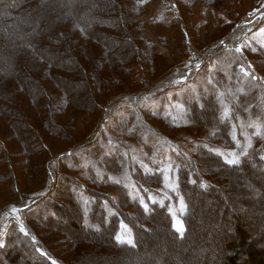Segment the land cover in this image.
<instances>
[{"label": "trees", "instance_id": "16d2710c", "mask_svg": "<svg viewBox=\"0 0 264 264\" xmlns=\"http://www.w3.org/2000/svg\"><path fill=\"white\" fill-rule=\"evenodd\" d=\"M209 1L214 4V7L216 5L217 10L221 5H224L222 0ZM22 2L23 5L26 4V1ZM122 3L127 8V26L129 27H132L131 14L134 15L137 12V18L140 20L139 16L147 12V5L144 0H132L131 3L135 7L129 6L127 0H123ZM11 11H7L8 17H4L0 13V53L9 50L13 57L12 61L8 63L6 57H0V72L5 70L8 76H12L10 81H16L18 87L17 89L13 87L14 92L0 91V119L8 116L6 123L9 124L12 133L3 136V138L6 142L7 140L10 142L18 141L19 146L23 147L24 155L18 146H15L13 150L8 149L5 140L0 137V168L4 171L6 166L7 179L12 178L15 184L13 188L16 189L20 183V177L31 175L34 167H37V170L45 168L48 173V165L54 158L51 148L53 143L50 140L65 141L68 139L67 132L73 130L76 115L81 117L84 115L76 107L68 106L69 101L66 102L57 92L55 86L63 80H69L68 75L60 73L65 71L63 64L68 63L73 68L75 67L74 72H78L80 68L86 72L85 69L87 68L84 61L72 55L76 52L73 51L71 54L70 50L66 48V43L62 39L63 31H57L53 36L47 31L46 25L41 28H33L32 25L29 26L28 24L27 28L24 29L16 24L18 19L14 17ZM81 20L84 19L81 18ZM174 20L177 21L176 25H178L177 17ZM6 21L8 26L4 27ZM153 22L154 24H163L160 20ZM25 23L28 22L25 20ZM261 23H264V18ZM103 24L105 27L108 25L107 21ZM11 26L13 27L12 32H10ZM80 30H82L81 25ZM183 30L185 33L187 30L185 26ZM111 36H108L109 41L115 42ZM77 42H81V39L78 38ZM143 44L146 47L140 46V54H142L140 60L143 58L145 60L148 57L147 46L151 51L154 45L148 40H143ZM251 46L246 49L261 54L264 58V48L261 46L256 48L257 45ZM211 53L210 61H205L202 68L207 72L211 71V75L217 77L216 81L208 79L206 76L208 73L205 71V74L201 75L200 71L194 79L198 82L199 89L197 87L184 89H179V86L176 88L169 87L172 89L173 99H170V102L166 100L164 107L157 106L153 102L145 103L142 101L143 99L135 100L134 105L143 102L141 106L137 107L139 113L124 107L123 103L116 105L113 100V105L108 106L109 111L107 113L109 114L105 127L116 132L118 136L102 131L104 134L102 137L100 131L99 137L103 141L99 144L98 139L94 138V142L89 143L91 150H83L82 158L66 152L60 155L63 159L73 163L66 164V167L70 169L72 166V168L78 169L80 176L88 183L86 189L81 188L73 181L64 186L65 189L73 186L75 193L71 196V200L74 209L78 212L77 215L70 218L73 221L69 225H72L71 227L74 229L79 224L84 232L91 234L90 236H79V241L76 242L79 249H82L85 243L97 246L96 241L98 240H93V235H102L103 237L107 236L106 239L112 248L121 252V255H108L107 257L109 260L115 259L118 263L123 260L125 262L129 260L130 263L132 260H136L134 257L148 256L147 262L149 264H169L171 261L172 264H264V220L261 227L262 233L259 232L263 239L261 243H258L259 236L256 233H251L253 230L257 231L256 220H254V216L244 215V211L248 209L244 205V200H240L237 211H233L228 206L220 212V221L218 217V221L210 220L208 222V225H211L213 229L209 236L202 238L196 236L195 221L197 218L201 220V223L197 225L202 230L205 225L202 220H206L204 217L206 214L197 215L198 205H203L207 210L209 205L213 203L210 201L205 205L201 195L212 194L221 197L223 193L222 188L215 183L213 178H209V174L212 172L208 167L211 168L215 165L216 173L224 171L225 174L237 176L233 178H238L244 171H246L244 176L249 177L252 175L249 168L255 169V172L257 171L264 176V143L258 147L250 146L236 164L227 163L216 151L209 148L219 145L235 149L236 139L232 135V131L238 124L241 127L244 126L238 122L239 118L256 124H259L258 121L264 118V112L259 110L261 107L257 106L261 100L257 95H253L254 89L258 87V74L255 69L248 66V59L242 53L235 54L234 59L224 54L223 51L214 50ZM20 54L28 55L25 60H22L23 62L19 59ZM212 57L213 59H211ZM57 59H60L59 62ZM152 60V65L155 67L157 62L153 58ZM223 62L228 64L226 70L214 71L217 69V65L220 69ZM1 64H5L6 69L4 68L5 65L1 66ZM39 69L47 73L46 75L41 74V77L48 79L45 80V85L50 90L49 92L43 84L44 80L41 79V81L36 78L40 74ZM73 78L76 79L74 76ZM198 78L205 79L207 87L202 85ZM196 81L189 83L195 84ZM74 82L85 83L82 80H74ZM61 83L63 84V82ZM166 84L167 82L163 85L166 86ZM69 87L71 88V86ZM226 87H229L232 92L226 91ZM96 90V97L93 101L101 108V104L96 99L99 98L100 100L101 93L98 92L99 88ZM119 94L124 95L125 92ZM234 95H238L239 99L243 101H236L232 97ZM58 97L60 98L57 99ZM164 98L165 96L161 99ZM52 100L55 102L53 109L49 108V102ZM249 100L255 101L252 104L247 102L246 105L244 101ZM172 101L178 103L179 106L177 119L173 116L175 109L171 106ZM45 103L48 107L46 108L47 111L41 107ZM204 104L209 106L205 111ZM202 115L207 117L210 115L213 123H216L219 130L212 134V140L215 139L218 144L201 140L205 144H200L198 149L192 153L181 150L175 137L161 132L147 118L150 116L160 118L169 129H173L187 126V124L189 126L190 122L195 121L196 123ZM30 154L35 158L31 156L29 159ZM22 156L26 157L24 161L16 160L17 162H13L12 157L19 159ZM98 161L101 162V165ZM12 167L14 168L12 169ZM213 174H211L212 177ZM166 176L167 181L165 180ZM25 180H22V185ZM249 182L255 185L252 181ZM168 184H175L177 186L176 191L169 188ZM103 186L117 187L120 196L115 195L111 190H105L106 188L102 190L101 187ZM181 199L183 207L181 206ZM141 200L149 206V211H145ZM153 200H163L164 207H160L159 203L153 204ZM106 203H109L113 208ZM65 207L58 209L60 212H64ZM110 208L111 210H109ZM170 210L180 216L183 224L182 232H178L174 226L173 214ZM106 216L108 220L103 224L105 228L101 229L100 221L102 222ZM52 219L54 224L58 225L56 215ZM76 228L74 231L77 230ZM104 230L106 232H103ZM158 231H162L165 238L162 239L161 244L156 243V252L151 250V254L147 255L143 252L144 248L141 250L140 247H148V243L153 239H155L153 242L158 241V238H155ZM15 232L13 228L11 234L17 235L25 243L21 244V241L14 239L13 235L12 239L11 237L8 239V242L15 241L21 251L23 249L26 256L34 257L39 264H54L49 261L46 254L42 257L33 249L34 245L31 240L23 239L19 233ZM186 241L191 243L188 247L180 246L175 251L169 250L172 243L179 246ZM104 243L107 241L105 240ZM4 249L1 248V251ZM45 249L56 259L55 264H76L74 261L65 263L46 247ZM188 254L193 258L191 261L185 258ZM16 255L18 257V254ZM79 258L81 256L77 254V259ZM16 259V256H12L9 262H15Z\"/></svg>", "mask_w": 264, "mask_h": 264}, {"label": "rangeland", "instance_id": "374dc122", "mask_svg": "<svg viewBox=\"0 0 264 264\" xmlns=\"http://www.w3.org/2000/svg\"><path fill=\"white\" fill-rule=\"evenodd\" d=\"M22 1H26V4L23 5ZM131 1L127 0L129 6L135 7ZM144 1L147 5V12L139 16L140 20L137 18V12L134 15L131 14L132 27H129L127 26V8L123 5V0H0V13L4 17H8L9 13L7 11L12 10L14 17L18 19L16 24L24 29L27 28L28 24L29 26L32 25L33 28H41L46 25L47 31L53 36L57 31H63L62 39L66 43V48L70 50L71 54L73 51L76 52L72 55L84 61L87 68L85 69L86 72L82 68L78 72H74L75 67L73 68L70 64L64 63L65 71L60 72L63 75H68L69 80H63L61 81L63 84L60 82L55 86L59 96L65 99L66 102L69 101L68 106L76 107L84 115L82 117L76 115L73 130L69 131L67 129L68 139L65 141L50 140L53 143L51 148L54 158L48 165V173L45 168L37 170V167H34L31 175L20 177L18 188L15 189L13 188L15 184L12 178L7 179L6 166L4 171L0 168V264H39L34 257L26 256L23 249L21 251L15 241L8 242L10 237L12 239V235L14 239L21 241L17 235L11 234L13 228L23 239L32 241L33 249L40 256L44 257L46 254L49 261L54 264L56 259L47 252L45 247L65 263L74 261L76 264L78 262L79 264H126V262L127 264L133 262L134 264H149L147 262L148 256L134 257L136 260H132L130 263L129 260L126 262L123 260L120 263L116 262L115 259L109 260L108 255L117 256L121 255V252L109 245L106 239L107 236L93 235L94 238L92 239L98 240L96 241L97 246L85 243L82 249H79L76 243L79 241V236H90L91 234L84 232L79 224H77V228L75 227L77 229L75 231V228L73 229L72 225H69L73 221L70 218L77 215L78 212L74 209L71 200V196L75 193L73 186L69 189H65L64 186L73 181L81 188L86 189L88 183L80 176L78 169H74L72 166L70 169L67 168L66 164L73 163L63 159L60 155L66 152L81 157L83 150H91L89 143L94 142V138L98 139L99 144L103 141L99 137L100 131L118 136L116 132L105 127L109 114L107 113L109 111L108 106L110 107L113 100L116 105L123 103L124 107L131 108L138 113L137 107L141 106L143 102L134 105L135 100L143 99L142 101H145V103L153 102L157 106L164 107L166 100L170 102V99H173L172 89H169V87L176 88L179 86V89L186 87L198 88V82L194 79L200 71L201 75L208 73L206 75L208 79L217 80L215 75H211V71L207 72L202 67L205 61H210L211 52L218 50L223 51L231 59H234L235 54L238 55V53H242L248 59V66L255 69L258 74V87L254 89L253 95H257L261 100L257 103V106L261 107L259 110L264 112V58L261 54L246 49L251 45H257L256 48L258 46L264 48V23H261L264 18V0H222L224 5L219 7L220 10H217L216 5L214 7V4L209 0ZM176 17L178 25H176V20L173 21ZM81 18L84 20L82 21ZM25 20L28 23H25ZM158 20L163 24H154L153 21ZM106 21L107 27L103 24ZM78 24L82 26V30H80ZM143 25L144 27H142ZM6 26H8L7 21L4 23V27ZM184 26L187 29L185 33ZM12 28L11 26L10 32L13 31ZM105 32L107 34H104ZM108 36L113 37L115 42L109 41ZM78 38L81 39V42H77ZM143 40L151 41L154 45L152 44V52L147 46L149 55L145 60L144 58L140 60V56L142 57L140 46L146 47ZM27 56V54H20V61L25 60ZM0 57H6L7 63L11 62L13 58L9 50L2 51ZM152 58L157 62L155 67L152 65ZM59 60L57 59V62ZM144 63L146 64L144 65ZM3 65L1 64V66ZM143 65L145 69L142 67ZM227 67L228 64L223 62L220 69L217 65V69H214V71H225ZM39 71L40 74L36 78L41 80V74L46 75L47 73L41 69ZM50 72H53V70H50ZM11 79L12 76H8L5 70L0 72L1 92L2 90L3 92H14L13 87L17 89V82L10 81ZM198 79L202 85L204 84L207 87L205 79ZM42 80H44L43 84L45 85V80L48 79L45 77ZM74 80H82L86 84L76 83ZM190 81H196V83H189ZM166 82L167 84L164 86L163 84ZM97 88H99L98 92L101 93V97L100 100L99 98L96 99L101 104V108L93 101L96 97ZM47 90L50 91L48 88ZM226 91L232 92L229 87H226ZM121 92H125V94L120 95ZM91 95H93V98H91ZM70 96L71 99H69ZM164 96L165 98L161 99ZM232 97L236 101H243L239 99L238 95ZM245 100H247L246 97ZM254 101L244 102L247 105V102L252 104ZM54 103L53 100L49 102V108L53 109ZM171 104L175 109L173 116L177 119L178 103L172 101ZM203 106L204 111L209 107L208 104ZM41 107L45 110L48 108L46 103L42 104ZM204 116L206 115L198 118L196 123L195 121L190 122L189 126L187 124V126L173 129H169L160 118L151 116L147 118L161 132L163 131L167 135L175 137L181 150L192 153L198 149L200 144H205L201 140L218 144L215 139V141L212 140V134L219 129L216 123H213L214 121L210 115L209 117ZM7 117L0 119L1 138L12 133L9 124L6 123ZM238 122L244 126L241 127L238 124L232 131V135L236 139L235 149L219 145L208 146L225 161L237 159L239 162L250 146L258 147L264 143V118L258 121L259 124L251 121L246 122L244 118H239ZM103 135L102 132V137ZM6 144L7 148L9 147L8 149L11 150L18 146L22 150V155H24L23 147L19 146L18 141L13 140L10 142V140H7ZM31 156L33 155L30 154L29 159ZM25 158V156L19 159L12 157V160L15 163L16 160L24 161ZM33 158L35 157L33 156ZM98 162L101 165V162ZM214 167L215 165L211 168L208 167L212 172L209 174V178H213L215 183L222 188L224 198L212 194L201 195L205 205L210 201L213 203L209 205L208 211L203 205H198L197 215L206 214L204 215L206 220H202L205 223L202 230L197 225L201 223V220L197 218L195 221L196 236L200 238L209 236L213 229L211 225H208V222L210 220L218 221V217L220 221V212L228 206L233 211H237L240 200H244V205L248 208L244 211V215L254 216L253 218L256 220L255 227L257 231L253 230L251 233H256L259 236L257 242L261 243L263 236L259 232L262 233L261 227L264 220V176L257 171L255 172V169L251 170L249 168L253 175H249L250 178L247 175L244 176L246 171L241 173L238 178H233L237 176L225 174L224 171L216 173ZM211 174H213V177ZM23 179L26 180L22 185ZM247 179H250L249 181H252L255 185ZM104 186L101 187L102 190L106 188L105 190H111L115 195L120 196L117 187ZM60 207L66 208L64 212L59 211L58 208ZM110 207L113 208L111 205ZM172 214L176 229L182 227L183 230L180 216L173 211ZM55 215L58 225H55L52 221V217ZM107 220L108 217L106 216L102 222L100 221L99 226L101 229L105 228L103 224ZM155 238H158V241L153 242L155 240L153 239L148 243V247H140L141 250L144 248L143 252L147 255L151 254V250H155L156 243L159 244L165 238V235L162 231H158ZM105 240L107 243H104ZM24 243V240L21 241V244ZM190 244L187 241L179 246L172 243L169 250L175 251L180 246L188 247ZM1 248L5 249L1 251ZM16 254H18V257ZM77 254L81 258L77 259ZM12 256H16L15 262H9ZM185 258L188 261L193 259L190 254L186 255ZM171 262L169 264L173 263Z\"/></svg>", "mask_w": 264, "mask_h": 264}, {"label": "snow or ice", "instance_id": "6c2138e0", "mask_svg": "<svg viewBox=\"0 0 264 264\" xmlns=\"http://www.w3.org/2000/svg\"><path fill=\"white\" fill-rule=\"evenodd\" d=\"M238 162V160L237 159H228L227 160V163H229V164H236ZM167 176L165 177V180L167 181ZM193 182H195V181H193ZM169 188H171L173 191H176V185L175 184H168L167 185ZM181 206L183 207V201H182V199H181ZM152 203L153 204H156V203H159V206L160 207H164V201L163 200H160V201H156V200H153L152 201ZM141 204L143 205V207H144V209H145V211L147 212V211H149V206L147 205V204H145L144 202H143V200H141ZM171 211V210H170ZM177 231L178 232H182L183 230H182V227H179V228H177ZM119 239V238H118ZM129 243H131L130 241H129Z\"/></svg>", "mask_w": 264, "mask_h": 264}]
</instances>
